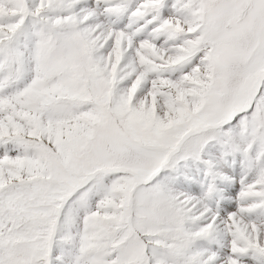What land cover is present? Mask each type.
Instances as JSON below:
<instances>
[{
	"label": "snow or ice",
	"instance_id": "snow-or-ice-1",
	"mask_svg": "<svg viewBox=\"0 0 264 264\" xmlns=\"http://www.w3.org/2000/svg\"><path fill=\"white\" fill-rule=\"evenodd\" d=\"M0 264H264V0H0Z\"/></svg>",
	"mask_w": 264,
	"mask_h": 264
}]
</instances>
